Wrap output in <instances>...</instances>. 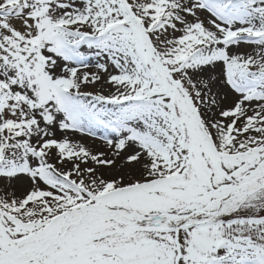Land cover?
<instances>
[{"label":"snow or ice","instance_id":"snow-or-ice-1","mask_svg":"<svg viewBox=\"0 0 264 264\" xmlns=\"http://www.w3.org/2000/svg\"><path fill=\"white\" fill-rule=\"evenodd\" d=\"M0 264H264V0H0Z\"/></svg>","mask_w":264,"mask_h":264},{"label":"rangeland","instance_id":"rangeland-1","mask_svg":"<svg viewBox=\"0 0 264 264\" xmlns=\"http://www.w3.org/2000/svg\"><path fill=\"white\" fill-rule=\"evenodd\" d=\"M94 62H95V58H91L90 63H94ZM97 142L101 143L100 141H97Z\"/></svg>","mask_w":264,"mask_h":264},{"label":"bare ground","instance_id":"bare-ground-1","mask_svg":"<svg viewBox=\"0 0 264 264\" xmlns=\"http://www.w3.org/2000/svg\"><path fill=\"white\" fill-rule=\"evenodd\" d=\"M85 139L88 140V142H91L90 138H85ZM95 143L98 144V145L101 144V143H99L97 141Z\"/></svg>","mask_w":264,"mask_h":264}]
</instances>
